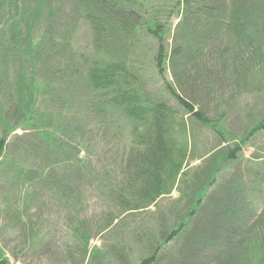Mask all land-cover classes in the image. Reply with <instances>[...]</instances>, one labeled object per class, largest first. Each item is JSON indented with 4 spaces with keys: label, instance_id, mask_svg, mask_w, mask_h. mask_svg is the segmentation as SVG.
Instances as JSON below:
<instances>
[{
    "label": "rangeland",
    "instance_id": "obj_1",
    "mask_svg": "<svg viewBox=\"0 0 264 264\" xmlns=\"http://www.w3.org/2000/svg\"><path fill=\"white\" fill-rule=\"evenodd\" d=\"M139 4L160 17L169 47L181 16L167 20V6L160 0ZM29 7L19 30L29 27L38 50L51 44V53L42 61L49 67L40 79L58 84L45 96L46 109L52 111L51 106L63 97L69 100V145L50 147L37 140L34 130L25 128L8 136L9 148L0 162L5 159L20 170L9 176L0 166V251L8 263L126 264L111 255L115 249L126 254V247L132 264H141L152 257L149 236L170 233L173 224L188 219L154 264H253L251 246L264 241L260 229L264 227V134L245 142L233 162L223 166L221 160L227 149H235L237 141L232 138L244 137L264 116V0H250L239 15L240 32L209 39L192 63L197 66L199 85L187 87L188 92L194 91L195 108L207 118L223 117L222 126L229 133L226 142L177 110L184 119L187 149L170 194L147 209L126 212L106 230L105 220L119 212L110 190L121 177L118 167L130 126L117 113L108 117L99 111L85 86L87 59L99 55L93 51L75 0H35ZM14 13L3 12L0 29ZM49 36L56 40L55 46ZM134 46L138 52L132 57L134 67L151 96L175 108L150 62L153 41L139 38ZM171 70L167 67L164 79L172 84ZM57 123V129L63 128V120ZM31 168L36 170L32 174ZM200 196L199 209L188 216ZM236 224L231 238L218 241Z\"/></svg>",
    "mask_w": 264,
    "mask_h": 264
},
{
    "label": "trees",
    "instance_id": "obj_2",
    "mask_svg": "<svg viewBox=\"0 0 264 264\" xmlns=\"http://www.w3.org/2000/svg\"><path fill=\"white\" fill-rule=\"evenodd\" d=\"M139 1L75 0V6L89 30L93 51L99 55L97 59H87L89 64L86 67L85 86L92 93V98L97 100L95 105L99 111L107 113L108 117L117 113L130 126L127 145L122 151L118 167L121 177L110 190L119 212L117 217L105 220L107 227L104 230L109 229L113 221L116 222L126 212L147 209L159 197L170 194L182 171L187 149L184 119L178 116L177 110L207 127L223 143L226 142L225 136H229V133L222 126L223 117L209 119L196 110L194 91L188 92L187 87L199 85L197 66L192 65L198 52L206 48L209 39L215 41L230 32L238 34L241 29L237 28L239 15L243 14L244 6L250 0H160L167 6V20L172 15L181 16L174 35L171 34L169 47L165 45L167 30L159 21L160 17L148 13ZM34 2L0 0L1 17L5 10L15 12L8 24L0 29V160L9 148L8 136L22 128L34 130L37 140L50 147L59 149L60 143L65 147L69 145L66 142L69 134L66 103L69 100L63 97L60 103L51 106L52 111L46 109L45 96L56 91L58 84H48L40 79L41 73L49 67L47 62L42 61L51 53V44L45 50H38L29 27L25 26L22 33L19 30L25 15L31 11L29 6ZM208 26L211 29L207 34ZM49 37L55 46L56 40ZM139 38L153 41L154 52L150 62L164 91L176 103L175 108L155 100L134 67L132 57L137 52L134 42ZM167 67L172 69L171 77L175 80L172 84L164 79ZM51 69L52 74H55L56 69L53 66ZM60 120L64 121V125L57 129L55 125ZM258 133L264 134V116L244 137L232 138L237 141L236 147L227 149V155L221 160L222 165L236 160L242 145ZM0 166L5 168L9 176L13 175L12 172L20 171L10 166L5 159L0 162ZM70 167L74 168L75 164L70 163ZM31 171L36 170L31 168L32 174ZM211 184L213 181L208 185ZM202 199L203 196L195 199L188 216L196 214ZM188 221L175 227L173 224L170 233L160 232L157 238L153 234L149 236L153 243V248L151 244L148 245L152 249V257L143 259L141 264H154L164 246L180 235ZM238 224L228 229L218 241L231 238ZM260 229L264 232V227ZM124 249L126 254L115 249L111 255H117L121 262L124 259L126 264H132L128 248ZM251 252L253 264H264L263 240L256 241L251 246ZM0 264H9L1 251Z\"/></svg>",
    "mask_w": 264,
    "mask_h": 264
}]
</instances>
